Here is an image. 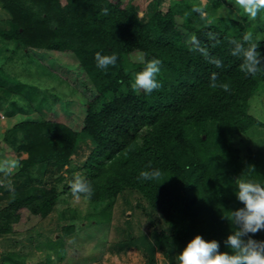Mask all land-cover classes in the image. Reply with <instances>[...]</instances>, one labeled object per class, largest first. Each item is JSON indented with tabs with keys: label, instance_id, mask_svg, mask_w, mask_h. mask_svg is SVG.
I'll list each match as a JSON object with an SVG mask.
<instances>
[{
	"label": "trees",
	"instance_id": "1",
	"mask_svg": "<svg viewBox=\"0 0 264 264\" xmlns=\"http://www.w3.org/2000/svg\"><path fill=\"white\" fill-rule=\"evenodd\" d=\"M141 3L0 0V42L13 45L8 64L0 65V105L9 100L13 113L29 99L47 112L63 96L92 94L80 130L41 115L5 131L0 161L19 166L0 176V236L16 232L24 212L38 223L56 208L65 217L108 223L119 197L130 192L138 195L135 204L125 199L133 211L161 215L160 227L126 237L141 245L147 264H158L157 250L176 264L197 234L230 251L224 241L234 229L223 215L244 206L235 180L264 185V70L245 75L231 54L232 41L248 35L264 56V11L253 20L231 0H169L167 8L162 0ZM36 51L71 53L77 72L63 74ZM97 52L114 53L115 65L97 67ZM142 55L161 61L162 86L151 94L132 88V74L144 67ZM9 65L20 72L13 74ZM79 153L84 157L75 161ZM79 168L93 189L90 198L80 196L88 204L85 213L67 206ZM152 169L161 173L158 179H137ZM74 230V224L62 226L65 235ZM263 232L252 238L264 240Z\"/></svg>",
	"mask_w": 264,
	"mask_h": 264
},
{
	"label": "rangeland",
	"instance_id": "2",
	"mask_svg": "<svg viewBox=\"0 0 264 264\" xmlns=\"http://www.w3.org/2000/svg\"><path fill=\"white\" fill-rule=\"evenodd\" d=\"M141 2L145 7L146 0H141ZM162 2L163 8H167L169 0H162ZM231 2L235 4L234 0ZM12 49V44L0 42V65L8 64L7 59L13 53ZM36 55H39L43 61L54 60L59 71L65 75H73L77 72L75 70H77L78 63L71 53L36 51ZM9 66L8 69L13 74H18L21 70V68L12 69L14 65ZM91 95V93L87 95L82 91H77L63 96L51 108L49 105L47 112L36 109L33 102L26 99L27 105L23 110L10 113V108L7 106L9 100H5L0 105V139L2 140L5 131L16 122L36 119L41 115L80 130L84 125L86 102ZM23 99L22 97L15 98L18 105L23 103ZM6 154L9 158L14 159L15 157L10 148H7ZM25 156L26 154H23V157ZM83 157L84 153H79L75 156V161ZM81 174L82 169H76L73 177ZM0 176L6 178L7 175L3 172ZM2 178L0 177V180ZM62 185L63 183L60 188ZM69 199L68 209L77 208L83 213L88 210V204L83 199H76L74 196H70ZM125 199L135 204L138 195L127 192L125 196L119 197L112 220L108 223H96L88 218L65 217L57 208L46 218L34 223L24 212L15 228L16 232L0 236V264H147L141 245L137 246L127 242L129 240H126V237L127 234H133L136 237L140 233H150L155 227H160L162 225L161 215L140 207H135L133 211ZM3 204L4 202L0 201V206ZM58 207H61V204H58ZM69 212L66 211V213ZM66 224L75 225V230L68 235L62 233V226ZM33 225L35 227L28 230ZM12 252L25 255V260L12 256ZM156 259L158 264H167V259L160 250L156 251Z\"/></svg>",
	"mask_w": 264,
	"mask_h": 264
},
{
	"label": "clouds",
	"instance_id": "3",
	"mask_svg": "<svg viewBox=\"0 0 264 264\" xmlns=\"http://www.w3.org/2000/svg\"><path fill=\"white\" fill-rule=\"evenodd\" d=\"M249 19H256L261 11H264V0H234ZM199 11V9H196ZM107 14V9L103 10ZM203 16V13H201ZM234 47L231 54L242 62L239 67L245 75L255 76L264 70V56L258 51V45L251 42V37L246 35L243 42L232 41ZM97 67L107 69L110 65H115L117 56L95 54ZM139 62L144 67L132 74V88L139 93L143 90L146 94H151L162 85L157 80L161 72V61L156 58L145 59L142 55ZM217 66L220 62L217 61ZM211 87H216L213 82ZM225 91L228 86L223 85ZM18 162H0V172L6 175L11 173V169L18 167ZM161 173L159 170H142L137 179L141 181H151L158 179ZM12 190L11 185H7ZM72 195L79 199L81 194L90 198L93 194L91 185L83 178L77 176L71 182ZM235 195L244 205L236 210H230L228 215H223L225 219L233 225L232 232L224 241L225 246L230 251H220V244L215 239L205 240L200 234L195 235L186 246L177 254L176 264H264V240H255L252 236L264 230V185L259 182L238 177L235 180Z\"/></svg>",
	"mask_w": 264,
	"mask_h": 264
}]
</instances>
